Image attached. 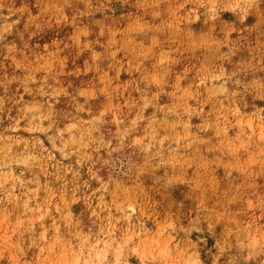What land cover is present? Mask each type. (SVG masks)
<instances>
[{"label": "rangeland", "instance_id": "1", "mask_svg": "<svg viewBox=\"0 0 264 264\" xmlns=\"http://www.w3.org/2000/svg\"><path fill=\"white\" fill-rule=\"evenodd\" d=\"M0 264H264V0H0Z\"/></svg>", "mask_w": 264, "mask_h": 264}, {"label": "bare ground", "instance_id": "2", "mask_svg": "<svg viewBox=\"0 0 264 264\" xmlns=\"http://www.w3.org/2000/svg\"><path fill=\"white\" fill-rule=\"evenodd\" d=\"M128 211H131L132 213H134L136 211L135 207L133 206V204H130V206L127 208ZM135 214V213H134Z\"/></svg>", "mask_w": 264, "mask_h": 264}]
</instances>
